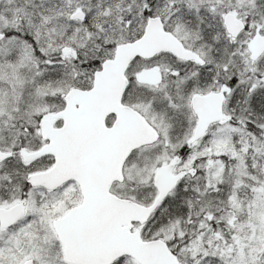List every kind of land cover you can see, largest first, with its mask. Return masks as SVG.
Masks as SVG:
<instances>
[{"label": "snow or ice", "instance_id": "6c2138e0", "mask_svg": "<svg viewBox=\"0 0 264 264\" xmlns=\"http://www.w3.org/2000/svg\"><path fill=\"white\" fill-rule=\"evenodd\" d=\"M0 264H264V0H0Z\"/></svg>", "mask_w": 264, "mask_h": 264}]
</instances>
